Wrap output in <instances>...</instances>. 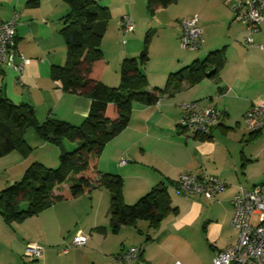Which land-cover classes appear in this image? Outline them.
I'll return each instance as SVG.
<instances>
[{"label":"crops","instance_id":"crops-1","mask_svg":"<svg viewBox=\"0 0 264 264\" xmlns=\"http://www.w3.org/2000/svg\"><path fill=\"white\" fill-rule=\"evenodd\" d=\"M244 0H176L159 7L153 14L146 0H104L103 6L126 13L109 20L101 42L106 66L101 81L117 86L122 59L137 57L148 36V60L142 66L148 85L163 88L168 75L207 53L224 49V64L215 77L195 84L186 81L171 87L155 104L134 102L128 124L102 148L98 158L100 173L122 178V195L127 204L135 203L153 186L163 183L170 210L155 225L146 220L122 225L117 233L109 228V192L94 186L84 194L56 201L38 214L22 221L6 222L0 215V264H114L112 258L130 246H141L148 264H213L212 259L237 240L231 224L232 197L240 188L264 182V132L249 131L244 114L254 103L264 100V19L246 43V24L236 21L235 7ZM174 5L171 15L161 9ZM166 11V10H164ZM18 14L15 48L28 62L21 81L14 71L0 64V96L14 103H26L35 117H47L78 125L88 115L90 99L62 88L51 78L52 66L66 60L60 29L69 12L64 0H0V22ZM111 13V11H110ZM158 13V14H157ZM128 15L132 32H124L120 18ZM197 16L203 43L196 50L180 47V20ZM112 16V15H111ZM200 108L215 106L221 115L208 135L183 129L177 122L184 105ZM27 156L11 151L0 158L5 174H23L33 161L54 167L59 147L40 138L29 128L24 133ZM77 142L62 141L70 151ZM125 159L121 164L120 160ZM183 172L213 174L227 181V187L212 199L184 196L175 182ZM65 183L54 189L58 195ZM83 232L88 236L82 246L71 240ZM33 242L43 247L37 260L24 256V246ZM68 248L65 252L64 249Z\"/></svg>","mask_w":264,"mask_h":264},{"label":"trees","instance_id":"trees-1","mask_svg":"<svg viewBox=\"0 0 264 264\" xmlns=\"http://www.w3.org/2000/svg\"><path fill=\"white\" fill-rule=\"evenodd\" d=\"M69 12L62 18L60 32L66 48V60L52 66L51 78L66 91L90 99L88 115L80 124L49 116L39 122L32 106L14 103L0 96V158L18 151L27 156L30 148L24 140L27 129H33L43 140L59 147L58 164L49 167L39 161L31 162L20 180L0 190V215L6 222L22 221L38 214L56 201L74 198L94 186L109 192V228L117 233L122 225L146 220L155 226L170 210L167 188L163 183L153 186L135 203L127 204L122 195V178L118 174L100 173L98 158L104 145L128 124L132 103L155 104L169 88L183 81L195 84L206 77H215L224 64V49L210 51L202 60H195L171 72L163 88L146 90L147 77L142 66L148 60V36L137 57L122 59L120 81L109 86L101 81L106 60L101 42L111 18L108 7L97 0H64ZM176 0H146L150 14ZM77 142L67 151L62 141ZM65 183L58 195L54 189ZM26 206L20 208V202Z\"/></svg>","mask_w":264,"mask_h":264},{"label":"built area","instance_id":"built-area-1","mask_svg":"<svg viewBox=\"0 0 264 264\" xmlns=\"http://www.w3.org/2000/svg\"><path fill=\"white\" fill-rule=\"evenodd\" d=\"M18 14L14 12L10 19L0 22V64L14 71L20 83L24 65L28 59L15 48V25ZM236 21L246 24V43L253 44L252 35L264 19V0H244L235 7ZM120 27L124 32H132L134 23L130 16L120 18ZM180 47L196 50L203 43V31L197 23V16L180 20ZM264 49V46H259ZM158 102V101H157ZM221 112L210 106L200 108L196 103L184 105V112L177 124L179 127L200 135H208L217 124ZM245 127L252 132H264V100L251 105L244 114ZM125 159L120 163L124 164ZM227 181L213 174L181 173L175 186L184 196L199 195L212 199L227 187ZM233 211L231 224L237 232V240L222 250H218L212 259L213 264H264V182L241 187L231 199ZM88 236L80 232L73 236L72 246H82ZM69 247L65 248L66 252ZM43 247L29 242L24 246V256L37 260L42 255ZM141 246H130L112 258L114 264H148L141 256ZM174 264H181L175 261Z\"/></svg>","mask_w":264,"mask_h":264},{"label":"rangeland","instance_id":"rangeland-1","mask_svg":"<svg viewBox=\"0 0 264 264\" xmlns=\"http://www.w3.org/2000/svg\"><path fill=\"white\" fill-rule=\"evenodd\" d=\"M122 1L123 0H117V2H119V3H121ZM97 3L99 5H103L104 0H97ZM161 10H162V11H160L161 14H164V13L166 14L167 13V14L171 15L173 13V10H174V5H171L170 7L163 8ZM164 10H166V11H164ZM110 11H111V15H112L111 16V20L113 22V20L116 18V15H120L121 13H126V3H123V5L119 4V8H113L112 10L110 9ZM148 40H149V38H148ZM2 168H3V165L0 163V190L5 189L6 187H8L9 185H11L15 181L20 180L21 177H22V174H19L18 172L16 173L15 171H12L10 175L5 174V172H4V170ZM61 189H58V190H61ZM19 205H20V208H24L26 206V202L25 201H21Z\"/></svg>","mask_w":264,"mask_h":264}]
</instances>
